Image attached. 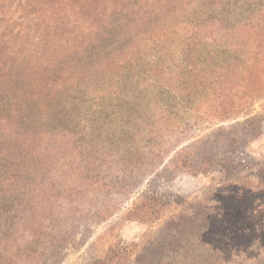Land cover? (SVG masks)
<instances>
[{
    "label": "trees",
    "instance_id": "trees-1",
    "mask_svg": "<svg viewBox=\"0 0 264 264\" xmlns=\"http://www.w3.org/2000/svg\"><path fill=\"white\" fill-rule=\"evenodd\" d=\"M243 89L250 114L264 98V0H0V264H54L120 209L101 199L129 198L186 139L164 138L173 111L207 96L208 114ZM156 201L125 218H159ZM212 217L175 223L199 229L197 255L155 264H264V226L206 242ZM133 245L95 264H129Z\"/></svg>",
    "mask_w": 264,
    "mask_h": 264
},
{
    "label": "rangeland",
    "instance_id": "rangeland-1",
    "mask_svg": "<svg viewBox=\"0 0 264 264\" xmlns=\"http://www.w3.org/2000/svg\"><path fill=\"white\" fill-rule=\"evenodd\" d=\"M244 91L240 92V98L229 97L224 108H213L208 114L206 105L202 107L207 96L199 100L197 112L173 111L171 119L175 128L167 129L164 138L186 135V139L129 198L101 199L120 209L106 221L87 225L77 244L65 249L54 264H95L110 246L119 242L134 244L129 264H155L156 259L180 261L182 257L195 256L202 243L198 239L199 229L177 234L175 224L195 212L207 211L213 216L210 233L204 236L206 242L217 239L221 226L256 224L258 234L261 233L264 226V98L253 106L250 114H245L249 98ZM209 100L215 104L220 98L214 94ZM255 116L260 126H248L246 132V121ZM146 144L138 138L137 145ZM219 162L231 166L232 170H226ZM144 194L156 197L159 218H125ZM228 200L231 208L227 206ZM171 242L177 244L171 246Z\"/></svg>",
    "mask_w": 264,
    "mask_h": 264
}]
</instances>
